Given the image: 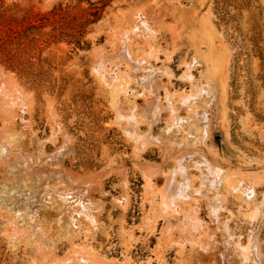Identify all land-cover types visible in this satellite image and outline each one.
<instances>
[{
	"label": "rangeland",
	"instance_id": "rangeland-1",
	"mask_svg": "<svg viewBox=\"0 0 264 264\" xmlns=\"http://www.w3.org/2000/svg\"><path fill=\"white\" fill-rule=\"evenodd\" d=\"M143 14L156 22L153 28L158 30L157 38L148 40L162 61L159 63L172 72L171 77L160 75L159 86L189 91V82L181 78L183 63L197 56L201 61L192 71L196 79L205 85L212 73L217 79L216 87L225 86L221 97L217 93L219 102L212 101L214 105L211 102V107H206L209 118L213 116L208 128L213 132L209 143L220 161L230 173L240 171L236 165L241 161L249 162L250 170H257L258 160L264 165V0H0V143L9 144L4 138L12 131L20 138L16 144L19 147L10 149L5 144L9 150L0 151V202L9 210L30 203L29 214L37 216L32 215L31 222L37 223L38 229L49 230L46 237L53 235L52 241L44 240L46 250L55 251L60 259L73 255V244L86 247V256L96 251L92 256L103 260V264H124L125 256L138 264L148 259L152 264H179L197 254L198 249L190 244L173 243L162 248L161 261H156L153 252L158 248L161 229L170 222L176 227L178 221L160 218L152 232L142 224L148 211L144 170L161 167L165 158L167 163L170 160L163 143L168 137L163 129L167 113L160 114L161 121L156 122L152 132L146 124L140 128L142 134L150 132L162 138L163 144L153 141L144 148L138 146V155L136 143L128 136L130 131L125 133L127 126L123 128L116 121L109 87L94 72L100 54L111 56L119 51L114 32L124 30L132 21L145 19ZM162 88L161 99L165 93ZM136 99L141 107L145 105L142 96ZM188 140L192 145L193 139ZM167 163L164 169L161 167L163 170ZM96 174L103 175L100 182H95L96 189L93 182L89 188L85 186L87 191L83 189L85 184L81 182L94 181L91 176ZM157 178L154 188L159 192L162 181ZM58 190L78 208L80 201L85 204L87 200L89 209L96 207L94 212L88 211L95 216L97 212L98 217L93 238L86 240L79 233L81 215L77 212H85L83 204L77 211L74 204L66 203L73 209L61 206L64 199L60 201ZM158 192L154 194L156 205L160 201ZM199 205L201 217L207 219L206 204L202 201ZM68 210L80 218L72 220L76 215L70 221ZM42 212L51 214V219L48 214L44 219L46 214ZM7 227L0 218V264H33V249L12 242ZM262 231L263 251L264 227Z\"/></svg>",
	"mask_w": 264,
	"mask_h": 264
},
{
	"label": "bare ground",
	"instance_id": "bare-ground-1",
	"mask_svg": "<svg viewBox=\"0 0 264 264\" xmlns=\"http://www.w3.org/2000/svg\"><path fill=\"white\" fill-rule=\"evenodd\" d=\"M144 18L145 19H141L139 21H132L130 25H126L127 27L124 30H118L120 32L113 31L116 36H114V40L116 41L117 38L120 43V49L118 48L119 51L117 50V52L111 56L97 54L99 55V58L96 60L95 66L92 65L95 70H92L96 72L100 82L109 87L108 89H110L113 104V106H111L112 108L114 107L113 110L115 111L114 115L116 121L123 125V128L124 126H127L124 128L125 133L130 131L128 136L130 135L132 141L136 143L135 148L138 149L136 150L138 155L140 154V147L144 148V146L148 145V143H152L153 141H160L159 143H162V138L159 140L160 138H156L155 135L152 136L150 133L152 131L150 130L155 124H157L156 122L161 121L160 114L162 112H166L168 115L166 127L163 128L168 134V137H166V140L163 142L164 151L166 152V157L171 160L167 163L166 158L164 159L168 165L167 169L163 170L164 167H162L163 165L165 166L166 163L161 165L163 169L161 167L152 166L147 167L145 170L144 168H141L144 170V175L146 177L144 201L147 204L146 206H148L146 215L142 217V224L152 232L156 229L160 218L161 220L166 219L168 221V219H176L178 221V224L176 223V227L170 225L171 222L169 221L170 223L161 229L159 237L160 242L158 244V248H156L153 252V258H155L156 261H161L162 248L175 243L178 245L190 244L192 247H196V249H198L196 251L197 254L194 256L192 255L193 258H184L179 262V264H263L264 250L262 251L261 248L260 241L262 238L260 240V235L263 232L262 230L264 227V165L259 162L260 160H258L256 161L259 165V167L257 165L258 168L256 167L257 170H250V166L252 165H250L249 162H247V164L246 162L241 161L238 165H236L240 167V171L238 170L237 172L235 171V173H230L228 167H226L223 163L224 161H220L221 159L219 158V155L214 150L212 144L209 143L212 141L211 134H213V132H209V129L211 128L210 123L212 126L213 116L211 117V120L206 107L208 105L211 107L212 101L219 102L218 100L220 98L218 99L219 96L217 93L219 92L221 97L224 93L225 86L220 83L221 86L220 89H218V87H216L217 79L212 73L209 74V78L205 85L196 79L192 71L194 70V66L196 64L198 65L201 61L197 58V56H193V61L183 63L185 71L181 75V78L189 82L191 87L189 91L173 90L171 88L172 86L170 87L169 85L159 86L160 84L157 83V80L159 83L161 82L159 81L161 80L160 75L171 77L172 72L168 70L164 63H159L161 60L158 54L154 52L150 40H148L149 38L151 40L152 38H157L156 33L158 32L155 33V31L158 30L157 28L155 30V26L153 28V24H156V22L151 20L152 18ZM160 88L165 91L163 99H161L162 97L160 98ZM137 96H142L145 99V105L143 107H141L137 102ZM19 97L21 96L19 95ZM19 97L17 98L20 100ZM15 98L16 97H14V99ZM213 102L212 105H214ZM215 105H217V103ZM8 110L9 109L6 110V113ZM200 110H202V112H199ZM10 113L8 114L9 117ZM12 113L14 116V111ZM215 120L216 119L214 117V121ZM200 122L202 123V126L199 125ZM144 124L148 126V130L150 131L148 133L145 132L147 134H142L141 132L143 130L140 131L141 126ZM15 133L13 131L9 132L4 138V140L9 143L5 144L10 145V147L8 146L10 149L13 146L15 149L18 146H16V144H19L18 139L20 138L17 137ZM190 137L193 139L192 145L190 143L191 141L188 142V138ZM68 141L70 140L68 139L67 143H69ZM159 143H157V145H159ZM5 144L2 145L0 143L1 152L8 149ZM162 144L160 145L162 146ZM138 146L140 147L137 148ZM249 159L252 160L253 158ZM101 176L103 175L96 174L95 176H91L94 181L87 180L86 182H81L82 185L85 184L83 189H86L87 191L85 186L87 185L88 188L90 185L92 186L90 182L94 183V187L96 185L95 182H100L99 179ZM154 178L162 181V186H160L161 188L159 189V192L154 188V184L155 187H157V184L154 183ZM63 185H65V183ZM80 185L76 184L74 186L77 187ZM70 186L73 187L72 185H69V187ZM95 187L94 189H96ZM55 189H57V187ZM68 189L66 188L65 190L68 191ZM155 191L158 192L157 194L160 196L159 204H157L160 206L159 209L154 199V194L156 193ZM61 193L62 192H60V194L58 193V196L60 195V199L64 196L62 195L63 193ZM75 194L72 195L73 198L71 197L73 200L74 197H76ZM66 195L68 196V194ZM69 195L71 196L70 193ZM78 195L79 194H77V196ZM86 197H89V195ZM82 198L83 196L81 197V200ZM63 199L64 198L62 197L60 201ZM66 199L70 198L66 197ZM66 199L63 200L62 205L60 204L61 206L66 207V203L69 206L74 204V202L70 204V201L68 202ZM124 199L126 200V198ZM85 200L86 198L84 201ZM202 201L207 207V219L201 217L199 213L200 208L198 209V206L200 207L199 204ZM86 202L85 204L87 205ZM123 202L125 201L123 200ZM80 204L82 205L83 201L82 203L81 201L79 202V208L76 207V203L74 204V208H77H75L76 211L81 209ZM85 204L81 206L84 207L83 211L85 212H82V209L79 211L81 214L77 212L78 215H81V218L77 215V213H75V210L73 213H75L77 217L74 218L76 215H72V213H70L73 208L68 206L66 207L67 209L72 208L70 211L68 210L71 218L69 215V218H67V214L64 216L67 219H70V221L72 218H74L72 219L74 221H76L75 219H78V217L80 218L78 219V223L82 226V230L79 231V233H83L87 240L88 237L93 238L94 236L93 228L94 226L96 227L98 217L96 219L97 212L96 216L93 213L96 207L93 209L92 206L90 209H93V212L90 213L88 211H91L89 209L91 205H88V207ZM23 205V208H10L9 210L4 208V205L1 206L0 202V218L3 219L6 226H8L5 230L12 242H17L19 244L24 243L26 246L33 249L36 254L35 257L33 256V264H103V260H98L93 257V253L96 251H91V253L93 252V256L91 253L86 256L83 252L86 247H80L77 244H73V255L64 259L58 258L55 255V251L46 250L44 240L50 239L52 235L51 234L50 237H46L47 234H50L48 229L50 228L49 226L51 225V222L50 225L47 223L50 220L47 218L46 223L49 226L45 225L46 228L49 227L46 229L48 230V233L43 231L44 227H39L40 231H43L40 233L38 229L39 225H37V223L36 225L33 224L34 221L31 222V219L33 220L32 217H37L36 214H32L33 216L31 213L29 214L31 211V204L23 203ZM85 207H88L89 210H84ZM66 208H63V211H65ZM59 211L61 212L62 209ZM59 211L57 215L58 218L61 219ZM63 211L61 214H65ZM44 213L46 216H44ZM44 213L42 212L44 219L47 217V214L50 218L51 214L46 212ZM44 219H41L42 221L40 220V222L45 223ZM57 220H55V223H57ZM51 221L53 222V220ZM43 223L42 225L40 223V225L43 226ZM61 224L62 223H60V225ZM74 225H76L75 222ZM98 227L99 226H97V228ZM76 229H81V227ZM88 249H90L89 246ZM124 264L138 263L132 261L130 257L125 256ZM140 264H152V259H148L147 262Z\"/></svg>",
	"mask_w": 264,
	"mask_h": 264
}]
</instances>
